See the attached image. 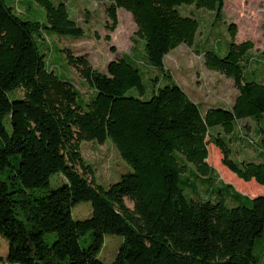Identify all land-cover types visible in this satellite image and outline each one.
<instances>
[{
	"label": "trees",
	"instance_id": "trees-1",
	"mask_svg": "<svg viewBox=\"0 0 264 264\" xmlns=\"http://www.w3.org/2000/svg\"><path fill=\"white\" fill-rule=\"evenodd\" d=\"M37 2L46 8L45 22L23 17L0 0V234L9 241L5 258L24 264H106L99 252L105 235L116 233L125 239L112 264H259L254 245L264 231V194L247 196L223 181L211 186L214 197H189L181 184L189 162L196 169L194 177L185 178L188 183L197 187L199 181H214L216 169L207 160L211 142L239 177L264 184V147L259 160L231 156L239 120L264 117V80L246 69L254 41H236L237 26L231 23L234 40L227 50L203 52L206 66L234 78L238 94L232 108L202 111L165 66L166 54L181 43L194 44L201 26L178 5L195 3L221 17L225 0H111L108 27H117L119 7L129 10L136 34L145 39L148 63L162 70L166 82L155 83L146 98L142 59L125 53L102 71L86 55L61 48L92 89L88 99L55 70L38 43L39 35L45 38L43 29L79 37L84 27L71 17L66 1ZM132 87L140 95L128 93ZM17 88L24 89V97L11 99L8 91ZM260 132L264 141L263 123ZM108 138L132 170L105 186L87 177L92 165L82 155L81 142ZM8 170L13 171L12 184L2 177ZM56 172L68 180L43 194L28 191L48 186ZM237 184L256 192L252 182ZM82 200L92 201V213L75 218L72 208ZM50 231L56 233L52 242L45 235ZM88 232L91 240L84 246L80 237Z\"/></svg>",
	"mask_w": 264,
	"mask_h": 264
},
{
	"label": "rangeland",
	"instance_id": "rangeland-1",
	"mask_svg": "<svg viewBox=\"0 0 264 264\" xmlns=\"http://www.w3.org/2000/svg\"><path fill=\"white\" fill-rule=\"evenodd\" d=\"M58 1V0H56ZM67 2L70 15L78 24L85 29L83 36H74L71 34H58L51 30H42L43 35H39L38 43L46 58L49 59L58 73L72 81L79 90L80 96L88 99L91 88L88 82L82 77L76 66L71 65L68 60L67 52L61 48L69 49L73 54H84L88 57L91 64L102 71H107L108 62L111 59L119 58L125 53H130L144 62L139 63L143 70L144 83L146 84L145 97H149L154 89L155 83L161 85L166 82L162 70L151 66L148 63L145 50V39L136 34L138 28L132 13L124 7L118 8L119 22L114 30L108 27L111 21L107 11V6L111 0H64ZM14 6L15 10L23 17L38 19L41 22L47 21V11L37 0H6ZM180 11L184 14L195 15L201 21L200 30L196 35L194 44H183L174 49L165 56V66L171 73L182 82L187 91L201 103V109L204 110L209 104L222 103V106H228L236 94V85L234 78L227 76L219 70L209 68L204 62L203 52L207 49H215L223 54L232 40H234L230 24L237 26L236 41L252 39L254 46L250 50L253 58L246 67L250 70L255 67L264 72V0H225L223 14L221 17L216 12L206 7L197 6L195 3H182L178 5ZM110 34L111 38L106 35ZM145 70V71H144ZM262 75V73H261ZM128 93L140 95L136 87L128 90ZM9 97H24V89L17 88L8 91ZM219 106V105H216ZM257 121V120H256ZM252 123L241 122L242 131H237V138L233 140V151L231 156L235 159L241 158H259V151L264 147L262 133L260 132L262 122ZM5 124L8 130L12 129L10 116L5 117ZM253 140V141H252ZM258 143V145L256 144ZM81 152L86 162L92 165V171L88 172L87 177L95 183L109 186L117 181L121 175L132 170V166L123 158L115 143L108 138L104 143L97 140H82ZM220 153L219 163L217 159ZM209 157L216 165L217 170L213 172L214 181L210 183L197 182V187L188 183L185 178L189 175L194 177L195 164L189 162V169L182 174L181 184L185 187V192L189 197H214L211 186H217L223 182L222 165L234 173L244 182L256 184V192H243L236 182L231 183L234 188L247 196L264 194V184L255 179L245 180L239 177L234 171L227 167L222 161V152L215 143L209 144ZM10 167V165H9ZM80 171H83L81 165L77 164ZM13 171L8 170L2 173V177L10 184L15 180L11 176ZM225 179V178H224ZM67 177L62 172L52 174L48 186H35L28 188L31 194H43L49 189L67 181ZM18 183V182H17ZM126 203L133 207V201L125 197ZM229 204L234 201L229 199ZM93 205L91 200H82L75 204L72 213L75 218L83 219L91 215ZM18 216L24 218L25 215L21 209L18 210ZM48 242L56 238L53 231L46 232ZM124 236L116 233H107L105 242L99 252V257L106 264H112L119 250ZM91 240V232L80 237L81 243L86 246ZM9 248V241L0 234V258H5ZM254 253L259 264H264V231L256 238Z\"/></svg>",
	"mask_w": 264,
	"mask_h": 264
},
{
	"label": "crops",
	"instance_id": "crops-1",
	"mask_svg": "<svg viewBox=\"0 0 264 264\" xmlns=\"http://www.w3.org/2000/svg\"><path fill=\"white\" fill-rule=\"evenodd\" d=\"M183 44H186V43H181V44H179L177 47H175V48H173L170 52H168L167 54H170L174 49H176V48H178V47H180V46H182ZM166 54V55H167ZM261 62H262V60H261ZM251 71H253V72H256V75L257 76H259L262 80H264V72H262L261 70H258V71H255V70H257L255 67H251V69H250ZM223 73V72H222ZM261 73H262V75H261ZM228 76V75H227ZM173 77H174V79L184 88V90H186L185 89V87L183 86V84H182V82H180V80H178L174 75H173ZM231 78H233V77H231ZM236 88V94H235V96H234V98H233V100H232V102L231 103H229L228 104V106H223V107H227V108H232L233 107V105H234V102H235V98H236V96H237V94H238V88L237 87H235ZM186 92L189 94V96L194 100V101H196V102H198V100H196V98L191 94V92L192 91H187L186 90ZM199 103V102H198ZM200 105H201V103H199ZM216 105H219V106H222L223 104L222 103H218V104H209V105H207V107L204 109V110H202V111H206L209 107H212V106H216ZM259 121L258 119H256V118H253V117H245V118H241L240 120H239V122H240V124H241V122L243 121H245V123H252V121L253 122H256L257 123V121ZM262 122V121H261ZM260 121L258 122V123H261ZM253 124V123H252ZM251 125V124H250ZM219 159H220V153H219V156H218V159L216 160L217 161V164L219 163ZM242 159V158H241ZM252 159H256V160H259L260 159V157L258 158V157H256V158H252ZM207 160H208V162H209V164L210 165H212V166H214L215 167V169L217 170V168H216V165L211 161V159H210V157L208 156L207 157ZM222 167V169L224 170V173H223V177L225 178H223V181L224 182H227V181H233V182H236L237 183V181H243V180H241L240 178H238L234 173H232L231 171H229L225 166H221ZM228 173H230L232 176H229V174ZM244 182V181H243ZM238 185V184H237ZM241 189V188H240ZM242 190V189H241ZM243 192H244V190H242ZM246 192V191H245ZM255 194V193H254ZM255 196V195H254Z\"/></svg>",
	"mask_w": 264,
	"mask_h": 264
},
{
	"label": "built area",
	"instance_id": "built-area-1",
	"mask_svg": "<svg viewBox=\"0 0 264 264\" xmlns=\"http://www.w3.org/2000/svg\"><path fill=\"white\" fill-rule=\"evenodd\" d=\"M240 130L242 131V125L241 124L239 125V131ZM0 264H24V263L21 261H12V260H8L6 258H3V259L0 258Z\"/></svg>",
	"mask_w": 264,
	"mask_h": 264
}]
</instances>
